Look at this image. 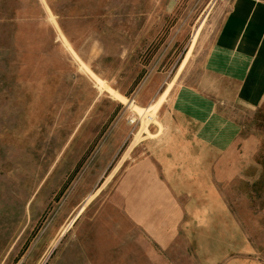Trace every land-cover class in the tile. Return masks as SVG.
Listing matches in <instances>:
<instances>
[{
  "label": "rangeland",
  "instance_id": "obj_1",
  "mask_svg": "<svg viewBox=\"0 0 264 264\" xmlns=\"http://www.w3.org/2000/svg\"><path fill=\"white\" fill-rule=\"evenodd\" d=\"M218 4L0 0V264H264V103L219 104L241 125L225 153L174 114L186 88L233 98L205 74ZM121 127L107 178L77 187ZM147 158L162 187H122Z\"/></svg>",
  "mask_w": 264,
  "mask_h": 264
},
{
  "label": "crops",
  "instance_id": "obj_2",
  "mask_svg": "<svg viewBox=\"0 0 264 264\" xmlns=\"http://www.w3.org/2000/svg\"><path fill=\"white\" fill-rule=\"evenodd\" d=\"M218 5L219 23L205 60V74L232 84L233 98L213 84H206L204 90L186 88L174 100V114L193 127V141L200 147L225 153L235 145L241 125L220 111L219 104L234 100L243 108L256 109L264 103V0H230ZM215 97L229 98L218 102ZM127 140L124 128H117L93 161L85 162L77 187H100ZM121 181L122 187H162L161 169L151 158L140 160Z\"/></svg>",
  "mask_w": 264,
  "mask_h": 264
},
{
  "label": "built area",
  "instance_id": "obj_3",
  "mask_svg": "<svg viewBox=\"0 0 264 264\" xmlns=\"http://www.w3.org/2000/svg\"><path fill=\"white\" fill-rule=\"evenodd\" d=\"M229 1H230V0H216L217 3H219V4H223V5L228 4Z\"/></svg>",
  "mask_w": 264,
  "mask_h": 264
}]
</instances>
